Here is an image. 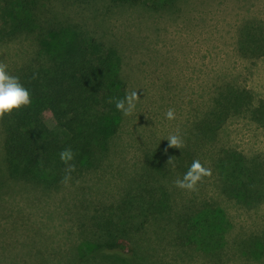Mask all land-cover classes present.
Segmentation results:
<instances>
[{"label": "rangeland", "instance_id": "1", "mask_svg": "<svg viewBox=\"0 0 264 264\" xmlns=\"http://www.w3.org/2000/svg\"><path fill=\"white\" fill-rule=\"evenodd\" d=\"M19 1L0 0V63L11 75L34 63L40 48L60 55L65 40L81 32L118 53L128 92L136 90L139 102L106 154L67 186L9 178L0 122V264H130L94 256L92 228L126 191L146 197L159 186L167 189L169 211L130 232L141 261L264 264V198L246 202L222 189L230 151L264 163V126L245 105L213 132L198 130L223 90H247L254 105L264 100V54L247 55L240 46L246 26L264 27V0H175L159 8L154 0H36L33 33L14 32ZM175 133L182 149L169 147L166 138ZM194 160L211 175L196 191L176 187Z\"/></svg>", "mask_w": 264, "mask_h": 264}, {"label": "trees", "instance_id": "2", "mask_svg": "<svg viewBox=\"0 0 264 264\" xmlns=\"http://www.w3.org/2000/svg\"><path fill=\"white\" fill-rule=\"evenodd\" d=\"M175 0H154L156 8ZM36 0H20L16 5L14 32L33 33L37 22ZM43 36V34H41ZM58 40V37L55 36ZM241 52L264 54V27L248 25L241 33ZM42 50V48H40ZM40 50L34 63L12 75L30 92L31 105L14 110L0 120L4 132V170L9 178L44 188L61 183L65 164L60 152L71 148L76 168L71 175L93 166L109 149L112 136L119 131L123 115L115 108V98L128 93L121 75L122 61L116 51L106 49L84 33L65 40L63 52ZM216 98V111L200 124L202 132H213L231 110L249 107L253 120L264 126V100L253 104L249 91L230 87ZM112 100L113 102H109ZM200 134V132H199ZM226 167L222 189L231 198L256 203L264 198V163L230 151L224 157ZM4 179L0 173V187ZM147 185V182H144ZM165 186L149 196L126 191L113 212L97 221L91 231L94 256L117 255L130 264H146L129 245L131 231H142L151 217L170 209ZM142 217L143 219H135Z\"/></svg>", "mask_w": 264, "mask_h": 264}, {"label": "clouds", "instance_id": "3", "mask_svg": "<svg viewBox=\"0 0 264 264\" xmlns=\"http://www.w3.org/2000/svg\"><path fill=\"white\" fill-rule=\"evenodd\" d=\"M31 102V95L27 88L23 86L18 77L7 71L6 64L0 63V120L6 115H11L14 110L30 106ZM109 102L113 101L110 100ZM138 102L139 97L136 90L126 93L123 98H115L114 100L115 108L125 117L136 114ZM165 116L167 119H174V109H168ZM166 139L169 142V147L178 149L184 147V141L178 133L171 134ZM75 155L71 148H65L59 154L61 162L66 166L65 174L61 179V183L66 186L71 181V173L76 168L75 163H73ZM171 163L172 158L168 161V164ZM210 175V169L205 168L199 160H194L183 178H178L174 181V184L180 189L196 191L197 185L202 182L204 177Z\"/></svg>", "mask_w": 264, "mask_h": 264}]
</instances>
